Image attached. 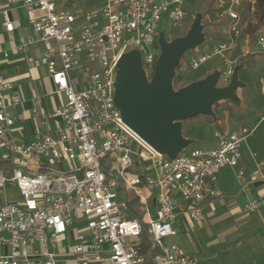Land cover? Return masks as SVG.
I'll return each mask as SVG.
<instances>
[{
	"label": "built area",
	"instance_id": "built-area-1",
	"mask_svg": "<svg viewBox=\"0 0 264 264\" xmlns=\"http://www.w3.org/2000/svg\"><path fill=\"white\" fill-rule=\"evenodd\" d=\"M75 1L4 0L0 7L8 32L15 29L12 8L21 5L27 12L35 35L18 49L25 52L32 44L46 43L39 62L65 96L54 113L61 121L55 135L38 133L22 142L11 135L22 98L9 93L12 84L0 69V264H147L142 240L155 253L152 264H207L166 244L175 235L177 197L188 205L191 219L202 222L205 202L221 196L210 179L227 167H240L241 148L253 130L216 133L217 149L188 147L171 159L128 127L115 103L123 56L138 51L150 80L161 53L160 23L166 15L167 27L181 25L189 0H104L86 10L88 0ZM255 6L256 1L251 9ZM242 7L243 0H217L229 41L220 43L215 53L229 52L240 36ZM258 45L264 51V37ZM208 58L193 60L192 68ZM224 62L228 67L220 80L228 84L232 61L225 57ZM34 113L48 125L43 111ZM257 180L264 186V161ZM7 185L15 191L7 193ZM130 193L145 215L151 216L148 201L154 199L156 218L128 217L133 214ZM251 209H259L258 201L251 202Z\"/></svg>",
	"mask_w": 264,
	"mask_h": 264
},
{
	"label": "crops",
	"instance_id": "crops-1",
	"mask_svg": "<svg viewBox=\"0 0 264 264\" xmlns=\"http://www.w3.org/2000/svg\"><path fill=\"white\" fill-rule=\"evenodd\" d=\"M4 6V0H0V7ZM11 20L15 29L13 32H8L4 27L3 16L0 14V69L12 84V90L9 93H18L22 98L21 106L14 112L16 124L11 135L22 142H29L38 133L49 132L55 135L56 130L61 126V121L54 116V113L64 104L65 96L56 91L48 70L39 62L48 45L37 42L28 46L25 52L18 49L28 37L35 35L27 12L21 5L12 8ZM260 37L262 36L258 38ZM250 38L243 32L241 23L240 36L234 41L232 48L237 46L244 58L253 60L256 52L262 50L258 45L259 40L256 47L251 44ZM242 65L241 68L245 66ZM240 90L243 93L245 89ZM242 93H238L240 104L249 114L247 119L254 120V126L224 125L225 128L220 133L225 136L245 127L253 130L241 148L240 167H227L210 179L212 187L218 190L221 196L205 202L202 222L191 219L187 211L188 205L177 197L178 214L173 223L175 235L166 240L167 245L178 246L183 252L198 256L207 264H250V260L258 252V242L263 244L261 249L264 250V231H261V226L255 229L257 220L262 225L264 222V186L257 180L259 164L264 161V129L259 136H255L259 127L264 124V114L260 119L255 120V116L259 115L263 109L264 87L261 93L256 91L248 94L247 98H244ZM37 108L48 116L47 126H44L41 118L34 113ZM226 124H228L227 121ZM240 169L243 170V176L239 175ZM253 200L258 201L259 209L261 205L259 216L245 213L246 210L254 212L251 209ZM138 203L134 193H130V207L133 214H129L128 217L136 216L145 221L156 218L154 199L148 201L149 208L152 210L151 216L145 215ZM239 226L243 229L242 232ZM209 227L216 233H212ZM198 234L201 238L205 237L203 240L205 244L196 242ZM85 236L89 238V233L85 232ZM234 243L237 244L234 245ZM141 250L147 264H152L155 253L150 250L147 240L141 241Z\"/></svg>",
	"mask_w": 264,
	"mask_h": 264
},
{
	"label": "water",
	"instance_id": "water-1",
	"mask_svg": "<svg viewBox=\"0 0 264 264\" xmlns=\"http://www.w3.org/2000/svg\"><path fill=\"white\" fill-rule=\"evenodd\" d=\"M203 28L198 17L184 37L167 42L161 35V54L150 80L138 51L127 53L119 63L115 103L123 121L155 151L171 159L192 142L184 137L180 122L213 115V105L221 101L240 104L237 91L245 86L236 69L227 87H218L221 71H215L203 80L174 90L173 80L183 54L206 40Z\"/></svg>",
	"mask_w": 264,
	"mask_h": 264
},
{
	"label": "rangeland",
	"instance_id": "rangeland-1",
	"mask_svg": "<svg viewBox=\"0 0 264 264\" xmlns=\"http://www.w3.org/2000/svg\"><path fill=\"white\" fill-rule=\"evenodd\" d=\"M64 1L67 2L68 0H60V4H62ZM72 1L76 3L75 0ZM103 1L104 0H88L83 5L86 10L94 6L102 5ZM69 6L73 10H77L71 3L69 4ZM80 8L78 10H80ZM251 8L252 2H250L249 0H243V8L241 10L242 27L243 32L251 37V44L257 47V42L259 40L258 37H264V20L262 22L260 21L258 8L256 6L254 10ZM185 10L187 12V17L182 21L181 25L176 27H167V17L166 15H164V18L160 23V36L163 35V33L166 31L167 42H172L177 38L184 37L188 35L196 19L198 17H201V21L204 27L203 32L205 33L206 40L196 49L185 52L183 54L176 69L175 78L173 80L174 90H179L194 82L203 80L209 73V75H212L215 71L225 70L228 67L224 62L225 57H227L232 61L231 68L233 69V74L236 69H239V79L241 82H243V84H245V86L242 88L245 89L244 92L242 93L239 89L237 91V94L242 93V96H244V98H247L246 96L248 94H252L256 91L261 93L262 88L264 87V51H257L256 55L254 56L255 59L253 60L244 58L238 51L237 46L233 47L224 55L215 53V48L220 43L229 41L228 37L224 34V23L222 21H218L219 16L217 10V0H189L186 4ZM202 56H209V58L198 68H192L191 64L193 60H198ZM83 62L86 67L90 66V61L85 54L83 55ZM242 64L245 65L243 68H241V66H243ZM94 71L95 69L91 70V72ZM228 85L229 83L225 84L221 80L218 83V87H227ZM212 111L214 113L213 115H199L197 117L186 119L180 122L182 125L184 137L192 141L189 149H217L219 146V138L216 137L215 134L217 132L221 133L223 131L222 129L225 128L224 125L240 126L241 124H247L249 126H254V120L249 121L247 119L249 114L246 112L244 107L241 106V104H235L232 101H221L213 105ZM263 114L264 104L261 113L255 116V120L256 118L260 119ZM226 121L228 124H226ZM263 129L264 124L259 127L258 131L255 133V136H259L263 132ZM70 166H76V162L71 163ZM67 167H69V165ZM139 174H142V172L140 171ZM151 175L152 169L149 168V176ZM6 190H8L7 193L15 191L11 185H7ZM119 196L121 198V191L119 192ZM18 199L19 196L16 194L15 200ZM260 209L254 212L246 210L245 213L249 215L251 214L252 216H259L261 211ZM259 224L261 223H259L257 220L255 229L261 226V231H264V222L263 225ZM75 227L78 226L75 225L74 228ZM209 228L211 229V227ZM239 229L241 232L243 231L241 226H239ZM211 232L216 233L212 229ZM196 239L197 243L201 242L202 244H205V242L203 241L205 237L201 238L198 234L196 236ZM68 242L78 245L83 243L84 240H69ZM236 244L237 243H234V245ZM257 244L259 245L258 252L255 257H252V259L250 260V264H264V250L261 249V246L263 244H261L260 242H258Z\"/></svg>",
	"mask_w": 264,
	"mask_h": 264
},
{
	"label": "trees",
	"instance_id": "trees-1",
	"mask_svg": "<svg viewBox=\"0 0 264 264\" xmlns=\"http://www.w3.org/2000/svg\"><path fill=\"white\" fill-rule=\"evenodd\" d=\"M256 7L258 8L259 18L262 22L264 20V0H256Z\"/></svg>",
	"mask_w": 264,
	"mask_h": 264
}]
</instances>
